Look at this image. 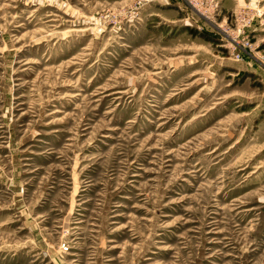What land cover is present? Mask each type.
<instances>
[{
  "label": "rangeland",
  "instance_id": "obj_1",
  "mask_svg": "<svg viewBox=\"0 0 264 264\" xmlns=\"http://www.w3.org/2000/svg\"><path fill=\"white\" fill-rule=\"evenodd\" d=\"M0 264H264V0H0Z\"/></svg>",
  "mask_w": 264,
  "mask_h": 264
}]
</instances>
